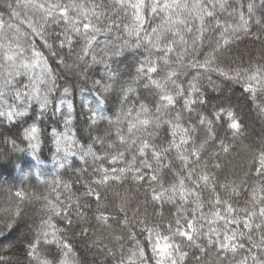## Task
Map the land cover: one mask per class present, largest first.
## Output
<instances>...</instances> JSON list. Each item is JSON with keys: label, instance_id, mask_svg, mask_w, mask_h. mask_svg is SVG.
<instances>
[{"label": "snow or ice", "instance_id": "6c2138e0", "mask_svg": "<svg viewBox=\"0 0 264 264\" xmlns=\"http://www.w3.org/2000/svg\"><path fill=\"white\" fill-rule=\"evenodd\" d=\"M112 4L117 13L123 11L127 15L131 10L132 22L125 24L122 29L116 19L111 16L105 17L103 12L95 10L100 5L89 7L82 0H15V6L8 4V8L10 19L16 18L20 20V24H27L32 34L40 36L41 39L49 35L45 28L50 22L49 18H51V23L55 24H60L63 20L62 32L56 34L52 44L47 43L45 39V46L65 67H72L66 63L60 52L65 45L69 47V55L76 57L74 64L83 62L87 66L88 61L85 57L91 53L93 64L98 62L104 65L105 74L92 81L95 99L82 102V106L90 113L89 119L92 125L105 119L104 106L109 103L107 94L114 90V85L119 86L120 113L114 122L108 119L109 123L117 125L116 134L121 144L124 145V149L114 154L106 153V157H110L109 163L113 166L94 167L93 172L99 175L93 182L103 185L108 181H124L130 178L139 187L146 185L145 193L146 195L151 193V201L154 204L175 203L176 205L175 227H173V221H169V234L161 235L160 230L148 227L146 220H140L138 223L144 226L142 231L147 233L149 247H142L137 241L135 247L129 249L128 253L121 252L118 264H185L189 253L184 250V240H187L189 247H195L204 252V246L197 243L201 237L206 238L208 246L216 248L218 259L220 253H231L229 264H264V196L258 195L259 192H264V187H253L252 198L247 202L249 206L243 208L235 207L228 199L222 200L219 195H216V179L204 171L208 162H201V153L206 151L207 147L215 145L216 141H219L218 147L227 152L228 146L220 133L224 132L225 137L231 134L235 138L242 129L235 113L224 108L223 104H216L208 109L207 105L210 101L200 83V78L204 77L205 73H218L229 79L240 78V72L232 75L221 67L213 53L221 50V41L224 46H227L233 38H237L238 31L243 30L247 33L249 19L257 11H260L262 15L256 23L264 26V0H259V4L251 0L247 4L249 19H246L243 11H240V22L237 25L221 24L219 19H216L214 27L223 30L220 31L219 38L213 37L208 41L209 45H214V47L204 54L203 59H198L193 55L197 52L196 40L200 37L193 38L191 52H189V42L185 39L184 33L194 31V20L199 21V27L195 28L196 32L203 34L213 31V25L206 23L205 18H215L217 11L228 12L230 17L233 16L237 12V7L229 5L226 0H191V2L189 0H112ZM21 8L24 9V17L33 18L20 19ZM146 10L154 16H159L161 20V23L152 27L150 32L143 27ZM114 29L118 36H135V42L124 39L118 44L104 42L101 47L100 42L96 40L97 34H111ZM142 32L143 35H141ZM20 34L21 29L18 25L5 22L0 16V40H13L16 43L15 50H13L12 43L5 46V67L0 72V78H2L0 126H3L5 122L12 126L19 124L23 137L28 142V149L37 163L41 162L37 152L41 150L42 138L45 144L51 139L56 153L63 150V157L59 163L60 168L64 167L70 156L78 155L82 161L85 160V156L89 155L94 160L106 158L97 156L91 148L73 149L76 140L67 131L72 123L74 111L73 100L67 98L71 95L70 89L66 85L58 84L55 73L48 67V61L39 51L34 50L32 57L25 62L26 57L19 46ZM23 35L27 36L28 33L25 32ZM75 37H80L83 41L79 52L73 51ZM257 39H261V36H257ZM56 41H59L58 48L54 47ZM179 45L184 46L183 52L178 51ZM129 48H142L145 55L137 63L135 77L122 82L120 70L114 69L110 61ZM37 67L40 71L29 77V83L23 85L26 91H22L18 87L16 76L28 75ZM187 69H202L203 71L193 75L185 86L180 78L187 75ZM80 75L85 80L88 79L86 71L81 70ZM243 76L247 81L246 91L264 93V65L253 66L245 70ZM141 83L144 88L157 90L152 101L140 97L137 88L141 86ZM37 85L44 87L39 88ZM156 96L158 99H155ZM152 104H154V111ZM33 105L36 106L40 118L33 116L31 120H28L27 115ZM65 106L67 112L64 111ZM49 109L53 116L59 114L63 118L65 131L61 132L55 127L42 126L43 118L48 114ZM182 121L186 122V126H182ZM124 122H127L126 133L122 127H119ZM164 125H167L170 130L172 137L170 141L159 132ZM158 135H161L160 141L153 142ZM177 137H179V142H177ZM96 140L103 146V137L97 135ZM109 147L111 148L112 145L109 144ZM13 148L17 150L14 141ZM173 148L176 151V158L182 161V165L180 170L173 171L176 181L166 187L160 175V168L169 167L164 160L168 159L166 154ZM18 150L24 151L23 149ZM6 155L0 152V157ZM211 155L215 156L216 152L213 151ZM129 156L130 159H128ZM192 157L196 159L193 160ZM53 161L56 162L55 156H53ZM252 161L256 175L264 178V147L260 148L258 154H253ZM144 169H148L149 173H145ZM53 184L59 187V181H53ZM243 184L244 181H241V185ZM87 186L89 190L86 195L95 196L97 201L98 214L95 219L98 223H107L109 217L100 211L102 205L99 192L93 189L91 184ZM220 187L223 188L225 185L222 184ZM202 188L208 189L215 197L214 200L210 198L207 201L213 207L210 213L200 211L204 203L200 199L199 190ZM232 191L238 194L237 188L234 187ZM15 196L22 201L26 193L17 191ZM190 197L195 198L191 201L195 207L188 209L185 205L189 204ZM28 198L41 199V197L31 195H28ZM177 198L179 203H176ZM42 199L46 201L47 219L42 218L39 226H33L35 235L27 241L29 259L26 264H76V259L72 256L71 243L66 238L62 239L57 235L62 231L72 230L71 212L66 205L57 206L48 196ZM218 205L224 206L223 212L217 207ZM189 210L192 213L191 217L187 215ZM6 212L11 213L13 217L22 215L19 203L15 205L14 210L8 209ZM76 215L80 220L85 219L84 215L79 212V205ZM53 216L61 217L67 229L53 225ZM220 220L224 221L222 239L219 228L206 227L205 224L200 223V221H206L210 226ZM12 222V219L6 221L9 228L12 227ZM241 223L247 231L239 229ZM232 224L237 225V228H229ZM48 229H53V231L49 233ZM87 231V227L81 228L80 234L86 235ZM174 237L182 239L175 241ZM132 238L135 240V237ZM241 238L249 242V247L246 249L245 244L239 242ZM45 244H55L59 250L52 253L51 260L41 254ZM149 250L151 251L150 256L147 255ZM240 250H245V254L238 258ZM196 259L200 260V257ZM226 259H228L227 255L223 257L221 264Z\"/></svg>", "mask_w": 264, "mask_h": 264}, {"label": "trees", "instance_id": "16d2710c", "mask_svg": "<svg viewBox=\"0 0 264 264\" xmlns=\"http://www.w3.org/2000/svg\"><path fill=\"white\" fill-rule=\"evenodd\" d=\"M86 6L100 5L96 11L103 12L105 17L111 16L121 24V29L125 24L132 22L131 10L127 15L123 11L117 13L114 9L112 0H82ZM191 2V0H189ZM251 0H226V3L233 7H237V12L233 16H229L228 12L217 11L215 18L206 17V23L213 25V31L205 32L203 34L195 31L199 27V21L194 20L193 32H185V39L189 42V52H191V42L194 37L199 36L196 40L197 52L193 53L198 59H203L205 53L211 50L208 41L213 37L219 38V33L223 29L215 28L216 19H219L221 24L237 25L239 24V12L243 11L245 18H248L247 4ZM259 4V0H255ZM8 4L15 6V0H0V16L5 22H11L19 26L21 34L19 36V46L23 49V55L26 57L25 62L32 57V52L39 51L44 59L48 61V67L55 73L58 84L66 85L70 89L71 95L67 98L74 102V111L72 114V123L69 125L67 131L69 135L73 136L76 144L73 149L77 148L88 149L97 156L106 157V153L114 154L118 150H123L124 145L121 144L116 134L117 125L109 123L110 118L113 122L120 113L121 102L119 86L114 85V90L109 92V103L104 106L103 115L105 119L97 121L95 125L90 123V113L82 106L85 100L92 101L95 99L92 81L101 78L105 74L103 64L91 61V53L85 57L88 61L87 66L83 62L74 64L76 60L75 55H69V47L65 45L60 50L61 55L68 65L72 67H65L60 64L56 57L51 54L49 48L45 46V39L47 43L52 44L55 40L56 34L63 30V20L60 24L51 23L45 26L46 32L49 34L45 39L34 35L27 24H20V20L10 19V9ZM242 6V7H239ZM22 15L20 19H32L33 17H24V9H20ZM231 11V8H229ZM262 13L257 11L254 16L249 19L248 29L246 33L243 30L237 32V38H233L229 45L224 46L221 41V50L214 52L217 62L226 71L232 75L240 72L239 79H229L221 76L218 73H205L204 77L200 78V83L203 85V90L209 98L208 109L213 105L223 104L224 108L233 111L241 125V133L235 138L231 134L225 137L224 132L220 133L221 138L225 139L228 146V151L224 152L218 147L219 141L215 145L207 147L206 151L201 153V162L207 161V168L204 171L216 179L215 192L220 198L228 199L235 207H246L248 201L252 198L253 187H264V178L258 177L253 168L252 157L253 154H258L261 147H264V93H252L245 90L246 79L243 76L245 70L251 69L253 66L264 65V26L256 23L260 19ZM146 20L143 25L144 29L151 31V28L161 23L159 16L150 14L145 11ZM107 23V20H105ZM28 33L24 36L23 33ZM143 35V32L141 33ZM261 36V39H257ZM62 38V37H61ZM127 39L130 42H135L136 37H128L126 35H117L115 29L111 34L99 35L96 40L100 42L102 47L104 42L120 43ZM176 39H179L176 37ZM8 43L13 44V50L16 48V43L13 40H0V72L5 67L4 53L5 46ZM75 47L74 52H79L83 41L80 37H75L73 41ZM59 41H56L54 47L58 48ZM99 51V49H97ZM178 51L183 52L184 46L179 45ZM143 49H127L119 57H113L110 61L111 66L120 70V75L123 81H129L136 74V67L138 61L144 56ZM159 55V53H157ZM173 58L174 54H173ZM81 70L87 72L88 79L80 75ZM40 71L37 67L28 75L16 76L18 87L22 91L24 84L29 83V77L34 76ZM203 70L187 69V75L180 79L184 81L185 86L187 81L193 76L202 72ZM210 78V79H209ZM2 84V78H0ZM214 85V86H213ZM43 88V85H37ZM83 89V91H82ZM97 91H99L97 89ZM157 90L152 88H144L141 86L137 88L140 97L147 98L149 101L154 99V93ZM158 99V96L155 97ZM182 103V102H181ZM138 107V105H137ZM154 111V104L151 105ZM64 111L67 112L65 106ZM35 116L39 119V113L35 105L29 109L27 119L31 120ZM182 126H186V122H181ZM43 127H55L63 132L66 129L63 126V118L57 114L52 115L51 109L43 118ZM127 130V122L119 125ZM91 129V131H90ZM160 134L168 141L172 139L170 130L167 125L162 126L159 130ZM97 135L104 138L103 146L96 140ZM161 135H158L153 142H159ZM13 141L16 144L17 150L13 148ZM179 142V137H177ZM109 144L112 147H109ZM167 146V145H165ZM190 147V145L188 146ZM18 149H23L20 151ZM215 151L216 155L211 153ZM0 152L6 153L5 157H0V264H26L29 259L27 256L29 239L35 235L33 226H39L41 219H47L46 201L42 199L48 196L57 206L68 207L71 212V219L73 220L72 230H65L57 233L58 237L66 238L72 246V256L76 259V264H118L121 252L128 253V250L135 247L138 241L142 247H149L147 240V233L142 231L144 226L138 222L146 220L148 227H155L160 230L161 235L169 234V221L175 220V203H153L151 201V193H145V187H139L130 178L124 181H108L103 185H97L93 181L98 177V173L93 172L96 166L112 167L109 163V158L106 157L101 160H94L91 155L85 156L82 161L79 156H70L67 158L63 168L59 167V163L63 157V150L60 153L55 152V145L49 139L47 143L41 140V150L37 152L40 157V163L32 157L31 151L28 149V142L24 139L20 125H9L7 122L0 126ZM168 159L164 160L169 167L160 168V175L165 186L176 181L173 175L174 170H180L182 161L176 158L175 149H171L168 154ZM53 156L56 157V162L53 161ZM150 156V153H149ZM131 157L129 156L128 159ZM139 159V157H138ZM191 159L195 160V157ZM86 161V162H85ZM122 166V165H119ZM23 169V170H21ZM145 173H149L148 169H144ZM53 181H59V187H55ZM87 181V183H86ZM241 181L244 184L241 185ZM88 184L99 192L100 204L102 205L100 211L109 217L107 223H98L95 216L98 214L95 196H87ZM144 184V182H140ZM225 187H220V185ZM65 185L67 187L65 188ZM237 188L238 194L233 193L232 189ZM22 191L26 193L24 200L20 201L15 193ZM200 199L203 201V206L200 211L210 213L213 211L211 204L207 201L215 199L208 189H201ZM28 195L32 197H41V199H29ZM258 195L264 196V192H259ZM57 197L59 199L57 200ZM194 197L189 198V204L186 208L191 209L195 207L191 203ZM87 202V204H86ZM19 203L22 215L13 217L11 213L6 212L8 209H15V205ZM176 203H179L178 198ZM79 205V212H81L85 219L80 220L76 215L77 206ZM221 211H224L223 205H218ZM199 215V213H197ZM187 215L191 217L192 213L189 210ZM236 215V213H233ZM242 215V214H241ZM12 219V227H8L6 221ZM127 219V223L125 220ZM52 223L57 228L67 229V225L61 217H52ZM206 227H216L221 230V239L223 238L224 221H217L214 225H207L206 221H200ZM87 227L86 235L80 234V229ZM229 228H237V225H229ZM239 229L247 231L243 228V223L239 225ZM49 233L53 229H48ZM18 232V237L12 235ZM119 237V239H117ZM135 237V240L132 238ZM175 241L182 238L174 237ZM215 239V237H213ZM258 239V237H257ZM240 243L245 244V249L249 247L247 239L241 238ZM184 250L189 253L185 264H221V260L225 255L228 259L223 260V264H229L232 257L231 253H220L219 259L217 250L214 246H208L206 238L201 237L197 243L204 246L205 251L201 252L198 248L189 247L187 240H184ZM59 250L55 244L43 245L41 252L42 256L47 259H52V253ZM245 254V250H240L238 258ZM151 255V251L147 252ZM196 257H200L197 260ZM8 259V261L6 260Z\"/></svg>", "mask_w": 264, "mask_h": 264}, {"label": "rangeland", "instance_id": "374dc122", "mask_svg": "<svg viewBox=\"0 0 264 264\" xmlns=\"http://www.w3.org/2000/svg\"><path fill=\"white\" fill-rule=\"evenodd\" d=\"M69 68H70V67H69ZM17 233H18V232H15L12 236L15 237V238L18 237V234H17ZM6 260L8 261V259H6Z\"/></svg>", "mask_w": 264, "mask_h": 264}]
</instances>
